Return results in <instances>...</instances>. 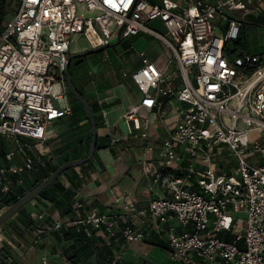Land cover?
<instances>
[{"label": "built area", "instance_id": "built-area-1", "mask_svg": "<svg viewBox=\"0 0 264 264\" xmlns=\"http://www.w3.org/2000/svg\"><path fill=\"white\" fill-rule=\"evenodd\" d=\"M247 11L243 0H0V191L40 162L52 125L72 112L64 72L72 36L91 48L144 32L170 56L159 66L138 51L130 76L140 98L122 113L125 136L144 139L146 156L155 147L142 110L164 119L165 100L186 103L160 138V165L142 166L148 204L77 200L83 210L68 221L36 209L33 218L126 242L143 241L149 227L173 264H264V50L232 45L243 25L237 13ZM228 154L234 161H222ZM34 231V242L47 237Z\"/></svg>", "mask_w": 264, "mask_h": 264}, {"label": "rangeland", "instance_id": "rangeland-1", "mask_svg": "<svg viewBox=\"0 0 264 264\" xmlns=\"http://www.w3.org/2000/svg\"><path fill=\"white\" fill-rule=\"evenodd\" d=\"M257 9L260 13H264V4H262V7H257ZM243 18L246 19V15L243 16ZM148 24L152 27L154 26L153 21H150ZM157 28L162 30L161 27L157 26L156 29ZM244 36L246 39V46L249 50L256 51L262 49L264 44V25L258 27L256 24L251 23L248 18L244 26ZM71 39L72 44L70 52L89 48L88 40L82 34L75 33ZM115 41L116 39H113L111 42ZM141 49L144 50L147 57L154 60L159 66L164 65L166 57L170 56L166 46L158 38L140 32V34L137 35L124 37L120 42L110 44L108 47L92 55H90V53L84 56H76L71 65V68L74 69V75L71 76L74 78L77 85L82 88L89 101L92 102L96 98L101 101L104 99L109 100L112 94L116 93L119 95L125 87H134L130 72L133 68L141 64L142 56L138 53ZM171 67L172 65L170 68ZM170 68L169 70H171ZM125 70L129 73L123 76L122 72ZM114 99V101H119V97ZM174 102L175 105L180 104L177 100ZM143 111L146 113L145 109H143ZM97 113H101V118L103 119V112L98 111ZM51 130L55 133L49 141L50 150L52 152L48 150L44 156H42L40 163H37L33 169H30L24 174L25 178L22 183L24 188H28L31 184L43 179L41 169L42 167L44 169L48 168L47 159H49L50 156H52L51 158L54 162H57L70 156L72 147L76 148L77 153L84 154H86L89 149L91 143V124L90 121L86 119L83 110L79 111L77 123L71 122L70 118L66 116L61 118L60 122L57 124H53ZM130 136L132 138L138 137L136 132ZM101 142H103V140H101ZM95 158L96 157L93 156L92 159L97 162ZM121 158L123 161V167H121L125 168L124 165L128 162V157L124 154L121 155ZM226 159L234 161L233 157L229 154L224 156L222 161ZM67 174H70V170L62 173L61 178L67 179ZM44 200L30 199L29 202L22 206L25 209L23 212H15L5 223L0 225V264H73L67 257V254L61 251L62 246L59 247L55 244L56 239H52L54 242H50V240L46 238L45 242L48 243V246L44 248L37 246L39 242H37V244L34 242V231L27 226V223H29L27 213L30 212L31 218H33L31 212L34 211L39 204L40 207H38L40 210H45ZM32 202L36 206H34ZM2 205L3 209L7 207L5 204ZM45 226L50 228L51 225L45 223ZM48 234L53 235V232L48 229ZM149 239L150 236L148 235L143 241L135 242L136 246L132 249L129 248L130 250L128 253L119 249L120 253H122L120 259L125 261V263L132 262V264H142L143 261H149L150 264H170L168 251L156 245L151 246L148 244ZM52 244H55V249L53 251L50 249V245L52 246ZM51 253L54 255L53 258L50 257ZM44 254L46 255V261H43L42 258ZM116 258L117 257H114L115 260ZM76 264H94V257L86 255Z\"/></svg>", "mask_w": 264, "mask_h": 264}, {"label": "crops", "instance_id": "crops-1", "mask_svg": "<svg viewBox=\"0 0 264 264\" xmlns=\"http://www.w3.org/2000/svg\"><path fill=\"white\" fill-rule=\"evenodd\" d=\"M243 1L248 7V11L244 15L237 13V15L242 18L243 21L242 34H244V26L248 18L251 23L256 24L258 27L264 25V13H260V11L257 9V7H262L264 0ZM245 15L247 17L246 19L243 18ZM245 47L247 48L246 39ZM263 50L264 44L262 49L250 51L256 53ZM133 86L134 87H125V89H123L119 95L116 93L112 94L109 99L112 104L101 109L103 112V123L100 127H98V135L106 136L104 138V142L107 143L108 146L96 150L97 158L95 159L97 162L94 160L92 161L93 167L90 169L91 171L89 175L83 177L80 184L75 187L66 178L63 179V177L61 178L60 176L59 180L64 184V186L72 189L73 195L68 199H65L63 204L59 203L57 206H55L56 204H54L52 201H46L41 198L45 202V210H40L39 203V207L37 206L36 210L44 211L46 214L48 213L51 216H59L62 218V220L64 219L68 221L78 211L83 210L82 208L78 210L75 207L74 202L77 200H84L86 202V208L90 207V205H98L103 209H118L121 207L122 203H124V201L128 200L129 198H133L135 201H137L138 206H145L148 204V199L151 196L147 185L149 178L148 173H146L145 169L143 170L142 166L146 164V166L153 169L160 165L161 156L158 151V143L160 142V138L166 132L167 128L173 125L176 111L179 108L185 106L186 103L176 98H168L165 100L164 108L167 110V115L164 117V119H158L154 111L148 113V116L151 119L149 140L154 143L155 148L149 151L146 156H144L145 160L142 162L144 157L142 155L141 149L144 145V139H141L140 137L132 138L129 135L125 136V123L124 119H122V113L131 105L137 104L139 101L140 93L134 83ZM116 97H119V101H114V98ZM95 100L98 103L101 102V100H98V98ZM175 100L179 101L180 104L175 105ZM145 112L147 113V111ZM141 113L143 114L144 111ZM60 120L61 119H58L55 124L60 122ZM110 131H114L112 135L109 134ZM124 154L128 157V162L126 165H124L125 168H122L123 161L121 155ZM156 191L158 194H160V191H158L157 188ZM33 205L36 206L35 204ZM146 228V236L149 235L151 237L152 235H157L162 240H164L162 235L156 232L154 229H149V227ZM93 235L94 237L92 242L95 246H97V244L99 246L102 244L110 246L111 250L114 252V256L119 260H122L120 259L122 253H120L119 249L125 251V253H128L130 249L136 246L135 242H140H126L122 237L110 238L108 235L99 230ZM46 238L50 240V242H54L52 240L53 237H51L50 234H47V237L43 238L40 236V239L36 241V243L39 242L38 246L43 244V248L47 247L48 243L45 242ZM148 244L151 246L154 245L150 242ZM50 249L51 251L55 249L53 244L52 246L50 245ZM50 257H54L53 253H51ZM91 257L94 256L91 255ZM169 263L173 264L171 260Z\"/></svg>", "mask_w": 264, "mask_h": 264}, {"label": "trees", "instance_id": "trees-1", "mask_svg": "<svg viewBox=\"0 0 264 264\" xmlns=\"http://www.w3.org/2000/svg\"><path fill=\"white\" fill-rule=\"evenodd\" d=\"M242 33H243V25H242L240 33H239L240 34L239 38L232 42V45L234 46V48L236 50L239 49L240 47H245V37H244V34H242ZM94 53L95 52H92L90 55H92ZM68 67H69V64H68ZM71 81H72L74 88H76L85 97L87 102L90 104L92 110L94 111L95 118L97 120V126L100 127L103 123V120L101 118L102 117L101 113L99 114L97 112L101 111L102 108L110 106V104H112L111 101L104 99L100 103H98L96 100H93L91 102L87 99L82 88L79 85H77V83L75 82V80L72 76H71ZM132 83H133V81H132ZM69 99H70V102L72 104V112L69 115H67L70 118V121L73 123H77V120L79 119V111H81V110H83L86 119L89 120L88 116H87V112L85 110V107L83 106V104L80 103V101L78 99L75 98V96L72 94L70 89H69ZM90 124H91V122H90ZM97 137H98V142H97L96 149L94 151V153H95L94 157H96V158H97L96 150L99 148L108 146V144L104 142V138L106 136L97 135ZM102 139H103V142H101ZM49 151L52 152L51 150H49ZM86 154H87V152H86ZM86 154L77 153L76 148L72 147L71 148V155L63 158L60 161L54 162L51 158L52 156H50L49 159H47L48 168L44 169L42 167V169H41V171L43 173V179L49 173H51L53 169H55L58 165H60L63 161H65V160H76L80 157L85 156ZM92 161H93V159H90L84 163L78 164V166H76V167H68L62 173L68 172L70 170V174H67L68 175L67 180L70 183H72L74 187L78 186L80 184V182L82 181L83 177H86L89 175V173L91 171L90 169L93 167ZM174 173H175V175H177L180 173V171L177 170ZM24 174L20 175V177L22 179L21 182H16V181L13 182V184L11 186V189H12L11 191H9L8 193H3L2 191H0V208H2V206H3L2 204L7 205L11 200L14 199L15 196L19 195L20 193H22L23 191H25L27 189V188H24L22 185L23 180L25 178ZM61 175L62 174H60L52 183L47 185L46 188L41 191V193L36 195L34 197V200L44 198L46 201L47 200L52 201L54 204H56L55 206H57V204H59V203L63 204L65 199H68L69 197H71L73 195V191L71 188L64 186V184L59 180ZM13 177H16V176H13ZM22 208L23 207H21L18 211L23 212L25 209L24 208L22 209ZM27 217L29 218L28 219L29 223H27L28 227L35 229L36 227L40 226L46 230L49 229L53 232V235H51V237H53V239H56L55 244L58 245L59 247L62 246L61 251H63L64 253L67 254V257L72 261L73 264H76L77 262L81 261L83 259V257L86 255L94 256V264H109V263H112V264H132L131 262L125 263L123 260H119L117 258L115 260L114 259V257H115L114 252L111 250L110 246H108L106 244H102L100 246L97 244V246H95L92 242L94 235L87 236L83 231H81V230L77 231L73 226H63V227L58 228V229H51L48 227L46 228L45 223L46 224L48 223L49 225H51V220H50L49 216H47L44 220H35V219L31 218V214H30V212H28ZM149 242L156 245V246H159L162 249L163 248L168 249V245H167L166 241L162 240L157 235H152L149 239ZM55 244H53V247H55ZM37 246H38V244H37ZM40 246L43 247V244ZM142 264H149V262L144 261Z\"/></svg>", "mask_w": 264, "mask_h": 264}, {"label": "water", "instance_id": "water-1", "mask_svg": "<svg viewBox=\"0 0 264 264\" xmlns=\"http://www.w3.org/2000/svg\"><path fill=\"white\" fill-rule=\"evenodd\" d=\"M117 40L115 42H108V44H101L98 46H92L91 48H87L84 50H79L75 52L69 53V58L65 67V74H66V82L67 86L72 92V94L75 96L76 99L80 101L81 104L85 107V110L87 112L88 119L91 122V143L89 146V149L87 151V154L83 157H80L76 160H65L60 165H58L55 169L52 170L51 173H49L44 179L35 182L34 184L30 185L25 191L20 193L19 195L15 196L13 200H11L7 207L4 208L0 212V225L4 222H6L7 219H9L11 216L14 215L15 212H17L22 206L25 205V203L29 202L30 199L34 198L36 195L41 193L42 190L46 188L47 185L52 183L62 172L71 166H78V164L84 163L94 156V151L97 146L98 142V126H97V120L95 118L94 111L92 110L90 104L87 102L85 97L76 89L74 88L72 81H71V74L68 69L69 61L72 58H75L76 56H84L86 54H90L92 52L101 51L105 47H108V45L113 43H118L122 40V37H120V32L118 33Z\"/></svg>", "mask_w": 264, "mask_h": 264}, {"label": "flooded vegetation", "instance_id": "flooded-vegetation-1", "mask_svg": "<svg viewBox=\"0 0 264 264\" xmlns=\"http://www.w3.org/2000/svg\"><path fill=\"white\" fill-rule=\"evenodd\" d=\"M76 58V57H75ZM73 60H74V58H72L70 61H69V67H68V69H69V72H71V75L73 76L74 75V69H72L71 68V65H72V63H73Z\"/></svg>", "mask_w": 264, "mask_h": 264}]
</instances>
